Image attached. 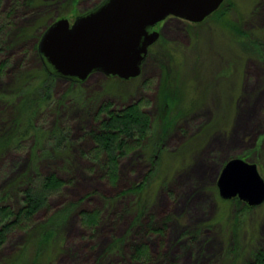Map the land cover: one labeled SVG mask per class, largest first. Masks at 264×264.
Returning a JSON list of instances; mask_svg holds the SVG:
<instances>
[{
  "label": "rangeland",
  "instance_id": "obj_1",
  "mask_svg": "<svg viewBox=\"0 0 264 264\" xmlns=\"http://www.w3.org/2000/svg\"><path fill=\"white\" fill-rule=\"evenodd\" d=\"M102 1L0 0V206L22 208L30 178L62 182L8 232L0 264H130L137 240L173 264H246L264 251V203L224 201L217 181L236 158L264 180V0H225L198 24L166 19L135 78H43L45 30ZM42 100L27 118L37 136L22 135V105ZM131 105L150 131L141 145L129 141L111 183L92 134L107 112ZM139 212L141 227L152 220L164 232L130 231ZM89 214L95 222L84 221Z\"/></svg>",
  "mask_w": 264,
  "mask_h": 264
},
{
  "label": "water",
  "instance_id": "obj_2",
  "mask_svg": "<svg viewBox=\"0 0 264 264\" xmlns=\"http://www.w3.org/2000/svg\"><path fill=\"white\" fill-rule=\"evenodd\" d=\"M225 0H103L93 10L53 22L42 34L37 53L47 74L73 84L90 75L128 80L140 74L148 49L159 33L154 28L171 17L201 23ZM217 188L222 200L237 198L249 207L264 203V180L256 165L231 159Z\"/></svg>",
  "mask_w": 264,
  "mask_h": 264
},
{
  "label": "trees",
  "instance_id": "obj_3",
  "mask_svg": "<svg viewBox=\"0 0 264 264\" xmlns=\"http://www.w3.org/2000/svg\"><path fill=\"white\" fill-rule=\"evenodd\" d=\"M218 11L214 14L218 13ZM3 67L4 65L0 64V68ZM42 74L46 80L55 79L47 74L43 66ZM45 101L48 103L49 97H45ZM42 102L44 100L31 102L27 108L25 107L26 104L22 105L21 118L26 121V126L21 132L22 135L37 136L28 119L31 111L35 112V109L37 110L39 106L43 105ZM149 128V120L138 105H131L120 112H107V119L100 121L99 131L92 134V139L96 144L98 154L104 157L102 168L107 171L111 183L117 180V158L125 153V149H127L130 142L135 145H141L150 131ZM47 137L57 143L61 138V134L51 133ZM61 185V180L54 175L30 178L27 181L26 189L22 192V208L13 213L9 207L0 206V246L4 243L8 232L20 223L30 221L36 213L46 206L49 197L58 191ZM237 203L240 204L239 202ZM143 216L144 212H139L131 222L130 231L135 229L136 226L138 229L143 227L142 232L135 231L136 235L139 234L141 236L145 232V234L162 233L166 229V225L163 228L155 226L152 220L141 227L140 221ZM83 219L86 223H93L96 217L89 214L85 215ZM129 247L130 264H173L165 255L152 256L148 245L143 241L137 240ZM115 249L116 247H114ZM116 250L121 252V247ZM246 264H264V251L254 253Z\"/></svg>",
  "mask_w": 264,
  "mask_h": 264
},
{
  "label": "flooded vegetation",
  "instance_id": "obj_4",
  "mask_svg": "<svg viewBox=\"0 0 264 264\" xmlns=\"http://www.w3.org/2000/svg\"><path fill=\"white\" fill-rule=\"evenodd\" d=\"M77 16H79V15H77ZM77 16H76V17H77ZM76 17H75V18H76ZM169 18H171V17H169ZM167 19H168V18H167ZM174 19H176V18H174ZM177 20H179V19H177ZM179 21H182V20H179ZM201 23H202V22H201ZM69 25H70V24H69ZM92 75H93V74H92ZM243 204H244V203H243Z\"/></svg>",
  "mask_w": 264,
  "mask_h": 264
}]
</instances>
